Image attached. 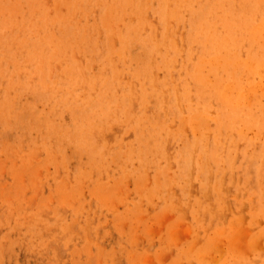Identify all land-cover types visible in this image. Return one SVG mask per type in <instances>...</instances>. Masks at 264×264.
Segmentation results:
<instances>
[{
	"label": "rangeland",
	"instance_id": "1",
	"mask_svg": "<svg viewBox=\"0 0 264 264\" xmlns=\"http://www.w3.org/2000/svg\"><path fill=\"white\" fill-rule=\"evenodd\" d=\"M223 1L0 0V264H264V0Z\"/></svg>",
	"mask_w": 264,
	"mask_h": 264
},
{
	"label": "bare ground",
	"instance_id": "2",
	"mask_svg": "<svg viewBox=\"0 0 264 264\" xmlns=\"http://www.w3.org/2000/svg\"><path fill=\"white\" fill-rule=\"evenodd\" d=\"M38 1H41V0H38ZM38 1L36 0V2H38ZM46 1H47V0H46ZM54 1H55V0H54ZM60 1H61V0H60ZM68 1H69V0H68ZM146 1H147V0H146ZM177 1H178V0H177ZM181 1H183V0H180V2H181ZM224 1H225V0H224ZM224 1H223V2H224ZM230 1H231V0H230ZM230 1H229V2H230ZM234 1H235V0H234ZM31 2H32V1H31ZM71 2H72V1H71ZM123 2H124V1H123ZM156 2H157V0H156ZM159 2H160V0H159ZM159 2H158V3H159ZM203 2H205V1H203ZM227 2H228V1H227ZM231 2H232V1H231ZM55 3H56V2H55ZM153 3H154V2H153ZM153 3L151 2V3H149V4H152V5H153ZM174 3H175V2H174ZM249 3H251V2H249ZM45 4H46V3H45ZM53 4H54V3H53ZM132 4H133V1H132ZM224 4H225V3H224ZM226 4H227V3H226ZM244 4H245V3H244ZM257 4H258V3H257ZM36 5H37V3H36ZM39 5H40V4H39ZM39 5H38V6H39ZM67 5H68V4H67ZM67 5H66V6H67ZM160 5H161V4H160ZM218 5H220V4H218ZM228 5L230 6V3H228ZM231 5H232V4H231ZM234 5H235V4H234ZM258 5H259V4H258ZM112 6L114 7L113 4H112ZM162 6H163V5H162ZM196 6H197V5H196ZM206 6H207V5H206ZM244 6H245V5H244ZM36 7H37V6H35L34 8H36ZM68 7H69V6H67V8H68ZM81 7H83V6H81ZM103 7H104V6H103ZM106 7H107V6H106ZM110 7H111V6H110ZM113 7H112V8H113ZM117 7H118V6H117ZM159 7H160V6H159ZM170 7H171V6H170ZM178 7H179V5H178ZM193 7H195V6H193ZM213 7H214V6H213ZM215 7H216V6H215ZM236 7H237V6H236ZM31 8H32V7H31ZM61 8H62V7H61ZM108 8H109V7H108ZM128 8H129V7H128ZM128 8H127V12H128V10H129ZM132 8H134V7L132 6ZM195 8H196V7H195ZM229 8H230V7H229ZM244 8H245V7H244ZM80 9H82V8H80ZM114 9H115V8H114ZM116 9H118V8H116ZM160 9H161V8H160ZM212 9H213V8H212ZM256 9H257V8H256ZM35 10H36V9H35ZM46 10H47V9H46ZM110 10H111V9H110ZM168 10H169V9H168ZM168 10H167V11H168ZM221 10H222V9H221ZM33 11H34V10H33ZM33 11H32V13H33ZM49 11H50V10H49ZM69 11H70V9H69ZM79 11H81V10H79ZM117 11H118V10H117ZM176 11H177V10H176ZM201 11H202V10H201ZM232 11H233V10H232ZM123 12H124V11H123ZM123 12H122V13H123ZM147 12H148V11H147ZM169 12H170V11H169ZM172 12H173V11H172ZM174 12H175V11H174ZM199 12H200V11H199ZM234 12H235V11H234ZM244 12H245V11H244ZM2 13H3V12H2ZM5 13H6V12H5ZM30 13H31V12H30ZM42 13H43V12H41V14H42ZM158 13H161V12H158ZM170 13H171V12H170ZM196 13H197V12H196ZM240 13H241V12H240ZM11 14H12V13H11ZM115 14H117V13H115ZM115 14H114V16H116ZM126 14H128V13H126ZM199 14H200V13H199ZM201 14H202V13H201ZM13 15H14V14H13ZM123 15H124V14H123ZM123 15H122V16H123ZM172 15H173V14H172ZM176 15H177V14H176ZM185 15H186V14H185ZM214 15H215V14H214ZM231 15H232V14H231ZM253 15H254V14H253ZM14 16H15V15H14ZM37 16H38V15H35L36 19H37ZM52 16L55 17V15H52ZM111 16H112V15H111ZM160 16H161V15H160ZM212 16H213V15H212ZM232 16H233V15H232ZM236 16H237V13H236ZM236 16H235V17H236ZM239 16H241V15L239 14ZM60 17H61V15H60ZM147 17H148V16H147ZM149 17H150V16H149ZM168 17H170V14L168 15ZM201 17H202V15H201ZM217 17H218V15H217ZM235 17H234L233 19H235ZM255 17H256V16H255ZM2 18H3V17H2ZM5 18H6V17H5ZM40 18H41V16L38 18V20H36V21H38V22L40 21L39 24L42 23V21L39 20ZM63 18H64V17H63ZM116 18H117V17H116ZM132 18H133V17H132ZM158 18H159V17H158ZM164 18H165V17H164ZM171 18H172V17H171ZM218 18H219V17H218ZM227 18H228V17H227ZM3 19H4V18H3ZM52 19H53V18H52ZM119 19H120V17H119ZM123 19H125V17H124ZM159 19H160V18H159ZM161 19H162V18H161ZM196 19H197V18H196ZM222 19H224V18H222ZM244 19H247V18H244ZM244 19H243V20H244ZM9 20H10V18H9ZM11 20H12V19H11ZM11 20H10V21H11ZM176 20H177V19H176ZM213 20H214V19H213ZM219 20H221V19H219ZM219 20H218V21H219ZM224 20L227 22L226 19H224ZM238 20H239V19H238ZM247 20H248V19H247ZM120 21H121V20H120ZM174 21H175V20H174ZM205 21H206V20H205ZM207 21H209V20H207ZM218 21H217V22H218ZM221 21H222V20H221ZM229 21H230V20H229ZM240 21H241V19H240ZM196 22H197V21H196ZM215 22H216V21H215ZM222 22H223V21H222ZM10 23H11V22H10ZM32 23H34V22H32ZM111 23H112V22H111ZM136 23H137V21H136ZM138 23H140V22H138ZM194 23H195V22H194ZM197 23H198V22H197ZM201 23H203V22H201ZM224 23H225V22H224ZM227 23L229 24V22H227ZM234 23H235V22H234ZM250 23H251V22H250ZM255 23H256V22H255ZM263 23H264V22H263ZM1 24H2V23H1ZM6 24H7V23H4L5 26H6ZM11 24H13V23H11ZM64 24H65V23H64ZM121 24H122V23H121ZM123 24H124V23H123ZM142 24H143V23H142ZM212 24H213V22H211V25H212ZM238 24H239V23H238ZM253 24H254V22H253ZM37 25H38V23H37ZM37 25H36V26H37ZM50 25H51V24H50ZM60 25H61V24H60ZM65 25H66V24H65ZM109 25H110V24H109ZM111 25H112V24H111ZM137 25H138V24H137ZM162 25H163V24H162ZM185 25H186V24H185ZM187 25H188V24H187ZM259 25H260V24H259ZM7 26H9V25L7 24ZM62 26H63V25H62ZM112 26H113V25H112ZM156 26H157V25H156ZM228 26H229V25H228ZM241 26H243V25H241ZM244 26H245V25H244ZM244 26H243V27H244ZM66 27H67V26H66ZM100 27H101V26H100ZM108 27H111V26H108ZM145 27H146V26H145ZM205 27H206V25H205ZM205 27H204V28H205ZM223 27H224V25H223ZM229 27H230V26H229ZM233 27H234V26H233ZM261 27H262V26H261ZM35 28H37V27H35ZM49 28H50V27H49ZM69 28H70V27H69ZM113 28H114V27H113ZM113 28H112V29H113ZM188 28H189V27H188ZM204 28H203V25H202V29H204ZM259 28H260V27H259ZM79 29H80V28H79ZM37 30H38V28H37ZM68 30H69V29H68ZM83 30H84V29H83ZM133 30H134V29H133ZM194 30H195V29H194ZM212 30H213V29H212ZM217 30H218V28H217ZM234 30H237V29H234ZM263 30H264V28H263ZM106 31H107V30H106ZM197 31H198V30H197ZM229 31H230V30H229ZM231 31H232V30H231ZM238 31L240 32V30H238ZM243 31H244V30H243ZM0 32H1V31H0ZM67 32H68V31H67ZM112 32H113V31H112ZM193 32H194V31H193ZM198 32H199V31H198ZM198 32H195V33H198ZM212 32H213V31H212ZM221 32H222V31H221ZM239 32H237V34H238ZM48 33H49V31H48ZM53 33H54V32H53ZM70 33H71V32H70ZM70 33H69V34H70ZM106 33H107V32H106ZM130 33H132V30L130 31ZM203 33H204V32H203ZM203 33H202V34H203ZM224 33H225V32H224ZM231 33H232V32H231ZM240 33H242V32H240ZM44 34H45V33H44ZM113 34H114V33H113ZM202 34H201V35H202ZM211 34H212V33H211ZM227 34H228V33H226L225 35L227 36ZM63 35H64V34H63ZM65 35H66V34H65ZM77 35H78V34H77ZM80 35L83 36V34H81V33H80ZM114 35H115V34H114ZM127 35H128V34H127ZM132 35H133V34H132ZM189 35H190V34H189ZM194 35H195V34H194ZM196 35H197V34H196ZM205 35H206V34H205ZM208 35H210V34H208ZM208 35H207V36H208ZM212 35H213V34H212ZM221 35H222V34H221ZM221 35H220V36H221ZM231 35H232V34H231ZM263 35H264V32H263ZM1 36H2V35H1ZM3 36H5V35H3ZM11 36H12V35H11ZM45 36H46V34H45ZM50 36H51V35H50ZM61 36H62V35H61ZM84 36H85V35H84ZM121 36H122V35H121ZM124 36H125V35H124ZM207 36H206V37H207ZM241 36H242V35H241ZM6 37H7V36H6ZM6 37H5V38H6ZM52 37H53V34H52ZM52 37H50V38L52 39ZM109 37H110V36H109ZM109 37H108V38H109ZM118 37H119V36H118ZM183 37H184V35H183ZM199 37H200V36H199ZM202 37H203V36H202ZM206 37H205V38H206ZM238 37H239V36H238ZM238 37H237V39H239ZM245 37H247V36H245ZM0 38H1V37H0ZM7 38H8V37H7ZM7 38H6V39H7ZM79 38H80V37H79ZM81 38H82V37H81ZM81 38H80V40H81ZM122 38H124V37L122 36ZM126 38H127V37H126ZM133 38H134V37H133ZM139 38H141V37L139 36ZM196 38H197V37H196ZM213 38H214V37H213ZM227 38H230V37H227ZM231 38H233V36H232ZM2 39H3V38H2ZM11 39H12V38H11ZM44 39H45V38H44ZM55 39H56V38H55ZM115 39L117 40V36H116V35H115ZM115 39H113V43H112V40H111V44H112V46L114 45V42L116 41ZM128 39H129V38H128ZM170 39H171V38H170ZM185 39H186V38H185ZM191 39H193V38H191ZM234 39H235V38H234ZM234 39H233V42H234ZM243 39H244V38H243ZM251 39H252V38H251ZM4 40H5V39H4ZM45 40H46V39H45ZM49 40H50V39H49ZM71 40H72V38H71ZM78 40H79V39H78ZM122 40H123V39H122ZM131 40L133 41V39H131ZM140 40H143V39H140ZM203 40H204V39H203ZM203 40H202V41H203ZM245 40H246V39H245ZM253 40H254V38H253ZM9 41H11V40L9 39ZM109 41H110V39H108V43H109ZM135 41H136V40H135ZM172 41H173V40H172ZM213 41H214V40H213ZM227 41H228V40H227ZM241 41H242V39H241ZM248 41H250V40H248ZM248 41H246V42L248 43ZM0 42L4 44V42H2V41H0ZM31 42H32V41H31ZM119 42H120V41H119ZM133 42H134V41H133ZM133 42H132V43H133ZM140 42H141V41H140ZM176 42H177V39H176ZM200 42H201V41H200ZM205 42H206V41H205ZM216 42H217V41H216ZM236 42H237V40H236ZM250 42H251V41H250ZM53 43H54V42H53ZM82 43H83V42H82ZM130 43H131V42H130ZM142 43H143V42H142ZM195 43H196V42H194V44H195ZM239 43H240V40H239ZM55 44H56V43H54V45H55ZM111 44H110V45H111ZM120 44H121V43H120ZM205 44H206V43H205ZM209 44H210V43H209ZM233 44H234V43H233ZM243 44H244V46H245V43H243ZM257 44H258V42L256 43V46H257ZM1 45H2V44H1ZM1 45H0V46H1ZM9 45H10V44H9ZM9 45H8V46H9ZM29 45H30V44H29ZM49 45H50V44H49ZM122 45H123V43H122ZM135 45H136V44H135ZM165 45H166V44H165ZM170 45H172V42H171ZM213 45H214V44H213ZM240 45H241V44H240ZM240 45H239V46H240ZM258 45H259V44H258ZM112 46H110V48H112ZM132 46H133V45H132ZM172 46H173V45H172ZM203 46H204V45H203ZM205 46H206V45H205ZM214 46H215V45H214ZM220 46H221V45H220ZM248 46H250V45H248ZM252 46H254V44H253ZM256 46H254V47H256ZM2 47H3V46H2ZM4 47H6V46H4ZM4 47L2 48L3 50H4ZM29 47H30V46H29ZM29 47H28V48H29ZM168 47H169V46H168ZM193 47H194V45H193ZM195 47H196V44H195ZM195 47H194V48H195ZM236 47H238V46H236ZM236 47H235V48H236ZM241 47H242V49H243V45H241ZM241 47H240V48H241ZM254 47H253V48H254ZM119 48H120V46H119ZM122 48H123V46H122ZM197 48H198V46H197ZM206 48H207V47H206ZM220 48H223V45H222V47H220ZM233 48H234V47H232V49H233ZM244 48H246V47H244ZM261 48H262V47H261ZM7 49H8V47H7ZM76 49H78V48H76ZM110 50H111V49H110ZM121 50H123V49H121ZM172 50H173V49H172ZM172 50H171V51H172ZM213 50H214V49H213ZM259 50H260V48H259ZM263 50H264V49H263ZM5 51H6V49H5ZM107 51H108V50H107ZM111 51H112V50H111ZM158 51H159V50H158ZM173 51H174V50H173ZM205 51H207V50H205ZM208 51H210V50H208ZM216 51H218V50H216ZM216 51H215V52H216ZM226 51H227V50H226ZM226 51H225V52H226ZM232 51H233V50H232ZM232 51H231V52H232ZM243 51H244V50H242V52H240V51H239V52L243 54ZM247 51H248V50H247ZM250 51H251V50H250ZM256 51H258V50H256ZM3 52H4V51H3ZM122 52H123V51H122ZM202 52H203V51H202ZM212 52H213V51H212ZM218 52H219V51H218ZM227 52H228V51H227ZM227 52H226V53H227ZM237 52H238V51H237ZM245 52H246V51H245ZM263 52H264V51H263ZM263 52H262V53H263ZM112 53H113V51H112ZM112 53H111V54H112ZM185 53H186V52H185ZM232 53H233V52H232ZM256 53H258V52H256ZM2 54H4V53H2ZM196 54H197V53H196ZM196 54H195V55H196ZM204 54H205V53H204ZM211 54H212V53H211ZM222 54H223V53H222ZM224 54H225V53H224ZM253 54H254V53H253ZM186 55H187V54H186ZM195 55H193V56H195ZM235 55H236V54H235ZM260 55H261V52H260ZM260 55H259V56H260ZM196 56H197V55H196ZM210 56H211V55H210ZM240 56H242V55H240ZM255 56H256V55H255ZM113 57H114V56H113ZM203 57H204V56H203ZM206 57H207V56H206ZM212 57H213V56H212ZM244 57H245V56H244ZM249 57H252V55L249 56ZM171 59H172V58H171ZM193 59H194V58H193ZM124 60H125V59H124ZM178 60H179V59H178ZM185 60H186V59H185ZM187 60H188V59H187ZM161 61H162V60H161ZM17 62H18V60H17ZM17 62H16V63H17ZM187 62H188V61H187ZM189 62H190V61H189ZM189 62H188V63H189ZM192 62H193V61H192ZM234 62H235V61H234ZM190 64H191V63H190ZM30 65H31V64H30ZM160 65H161V64H160ZM177 65H178V64H177ZM65 66H66V65H65ZM97 66H98V65H97ZM161 66H162V65H161ZM187 66H188V65H187ZM190 66H191V65H190ZM111 67H112V66H111ZM158 67H159V66H158ZM232 67H233V65H232ZM235 67H237V66H235ZM248 67H249L250 71H255V72L258 71L259 74H261L262 76H264V59H261V60H260L258 63H256V64L248 65ZM52 68H53V67H52ZM215 68H217V67H215ZM13 69H15V68L13 67ZM234 69H236V68H234ZM51 70H52V69H51ZM85 70H86V69H85ZM156 70H157V69H156ZM158 70H159V69H158ZM186 70H187V69H186ZM210 70H211V69H210ZM215 70H216V69H215ZM226 70H227V69H226ZM52 71H53V70H52ZM52 71H51V72H52ZM188 71H189V70H188ZM233 71H234V70H233ZM192 72H193V71H192ZM234 72H235V71H234ZM238 72H239V71H238ZM238 72H237V73H238ZM240 72H241V71H240ZM258 72H257L256 74H258ZM39 73H41V72H39ZM189 73H190V72H189ZM243 73H244V71H243ZM243 73H242V74H243ZM50 74H51V73H50ZM50 74H49V77H50ZM76 74H77V73H76ZM190 74H191V73H190ZM210 74H211V73H210ZM218 74H219V73H218ZM218 74H215L216 77H217L216 79H218V76H219ZM247 74H248V72H247ZM14 75H15V74H14ZM19 75H20V74H19ZM217 75H218V76H217ZM222 75H223V73H222ZM230 75H231V74H230ZM230 75H228V76H230ZM235 75H237V74H235ZM238 75H239V73H238ZM244 75H245V74H244ZM244 75H243V76H244ZM249 75H250V74H248V76H249ZM38 76H39V75H38ZM78 76H79V75H78ZM208 76H209V75H208ZM208 76H207V77H208ZM212 76H213V75H212ZM220 76H221V75H220ZM189 77H190V76H189ZM224 77H225V76H224ZM224 77H222V78H224ZM230 77H231V76H230ZM14 78H15V77H14ZM20 78H21V76H20ZM78 78H79V77H78ZM104 78H105V77H104ZM239 78L242 79L241 77H239ZM257 78H258V77H257ZM43 79L46 80V79H45V76H44ZM43 79H42V80H43ZM50 79H51V78H50ZM225 79H227V78H225ZM244 79H245V78H244ZM12 80H13V77H12ZM17 80H18V79H17ZM39 80H40V79H39ZM77 80H78V79H77ZM89 80H90V78H89ZM245 80H246V79H245ZM245 80H244V81H245ZM250 80H251V79H250ZM259 80H260V79H259ZM259 80H258V81H259ZM14 81H15V79H14ZM184 81H185V80H184ZM238 81H239V79H238ZM255 81H256V80H254V82H255ZM258 81H256L255 84H257ZM12 82H13V81H11V83H12ZM18 82H19V81H18ZM49 82H50V81H49ZM49 82H48V83H49ZM62 82H63V81H62ZM247 82L250 83L249 80H247ZM64 83H65V82H64ZM184 83H185V82H184ZM190 83H191V82H190ZM194 83H195V82H194ZM197 83H198V82H197ZM251 83H252V82H251ZM258 83H260V81H259ZM50 84H51V83H50ZM55 84H56V83H55ZM55 84H54V85H55ZM60 84H61V82H60ZM76 84H77V83H76ZM191 84H192V83H191ZM245 84H246V82H245ZM245 84L243 83L242 85H245ZM42 85H43V84H42ZM56 85H57V84H56ZM185 85H186V84H185ZM198 85H199V84H198ZM208 85H209V84H208ZM259 85L261 86V87H259V89L261 88L260 91H263V92H262V95H263V98H264V81H262V83L259 84ZM140 86H141V85H140ZM193 86H195V85H192V87H193ZM196 86H197V85H196ZM203 86H204V85H203ZM239 86H240V83H239ZM246 86H247V85H246ZM254 86H255V85H254ZM67 87H68V86H67ZM206 87H208V86H206ZM232 87H233V86H232ZM240 87H241V86H240ZM249 87H250V86H249ZM249 87H247V88H249ZM256 87H258V85H256ZM0 88H1V87H0ZM12 88H13V87H12ZM58 88H59V87H58ZM196 88H197V87H196ZM208 88H209V87H208ZM208 88H207V89H208ZM210 88H211V87H210ZM226 88H227V87H226ZM250 88H253V86L251 85ZM254 88H255V87H254ZM10 89H11V88H10ZM15 89H16V88H15ZM42 89H43V88H42ZM178 89H179V88H178ZM224 89H225V88H224ZM255 89H256V90H254V91H257L258 88H255ZM11 90H12V89H11ZM18 90H19V88H18ZM20 90H21V89H20ZM141 90H142V88H141ZM182 90H183V89H182ZM204 90H205V88H203V91H204ZM242 90H243V89H242ZM242 90L239 89V88H238V91H237V92L234 91V89H233V90H228L227 97H228V100H229L231 103H233V106H234V104H235V105H238V104L241 105V104H244L245 102H246L247 104H253V102L256 101V96H257V95H255V94L250 95L249 92H248L246 89H245L246 91H244V90L242 91ZM9 91H10V90H9ZM193 91H194V90H193ZM203 91H202V93H203ZM205 91H206V90H205ZM212 91H213V90H212ZM144 92H145V91H144ZM184 92H185V90H184ZM209 92H210V91H209ZM257 92H259V91H257ZM12 93H13V92H12ZM141 93H142V91H141ZM206 93H207V92H206ZM225 93H226V92H225ZM9 94H10V93H9ZM17 94H18V92L16 93V95H17ZM79 94H80V93H79ZM79 94H78V95H79ZM122 94H123V93H122ZM184 94H186V93H184ZM10 95H11V94H10ZM16 95H15V94L13 95V96L15 97V100H14V101H16ZM78 95H77V96H78ZM142 95H143V94H142ZM8 96H9V95H8ZM13 96H12V97H13ZM143 96H144V95H143ZM205 96L208 97V93H207V95L205 94ZM10 97H11V96H10ZM171 97H173V96H171ZM216 97H217V96H216ZM85 98H86V96H85ZM87 98H88V97H87ZM141 98H142V97H141ZM13 99H14V98H13ZM13 99H12V101H13ZM28 99H29V98H28ZM185 99H186V98H185ZM211 99H212V98H211ZM143 100H144V98H143ZM203 100H204V99H203ZM213 100H215V99H213ZM261 100H262V99H261ZM216 101H217V100H216ZM10 102H11V101L9 100V103H10ZM144 102H145V101H144ZM204 102H205V101H204ZM15 103H16V102H15ZM181 103H182V102H181ZM186 103H187V101H186ZM186 103H185V105H186ZM211 103H212V100H211ZM69 104H70V103H69ZM201 104H202V103H201ZM212 104H213V103H212ZM217 104H218V103H217ZM70 105H71V104H70ZM207 105H208V103H207ZM218 105H219V104H218ZM9 106H10V105H9ZM75 106H76V105H75ZM75 106H72V107H75ZM208 106H209V105H208ZM219 106H220V105H219ZM224 106L226 107V105H224ZM245 106H246V105H245ZM15 107H16V105H15ZM67 107H69V106H67ZM111 107H112V106H111ZM198 107H199V106H198ZM220 107H221V106H220ZM239 107H240V106H239ZM11 108H12V107H11ZM148 108H149V107H148ZM185 108H186V107H185ZM187 108H188V107H187ZM252 108H253V107H252ZM182 109H183V108H182ZM203 109H204V108H203ZM243 109H244V108H243ZM199 110H200V109H199ZM252 110H253V109H252ZM21 111H22V110H21ZM186 111H187V110H186ZM195 111H196V110H195ZM213 111H214V110H213ZM218 111H219V109H218ZM230 111H231V110H230ZM239 111H240V110H239ZM242 111H243V110H242ZM253 111H254V110H253ZM256 111H257V110H256ZM259 111H260V110H259ZM183 112H184V111H183ZM205 112H206V110H205ZM211 112H212V111H211ZM220 112H221V111H220ZM223 112H224V109H223ZM231 112H232V111H231ZM251 112H252V111H250V113H251ZM261 112H262V110H261ZM197 113H198V112H197ZM206 113H207V112H206ZM232 113H233V112H232ZM232 113H231V114H232ZM252 113H253V112H252ZM256 113H258V112H256ZM198 114H199V113H198ZM207 114H208V113H207ZM221 114H222V113H221ZM226 114H227V113H226ZM234 114H235V113H234ZM239 114H240V112H239ZM245 114H246V113H245ZM6 115H7V114H6ZM176 115H177V114H176ZM179 115H180V114H179ZM181 115H183V114H181ZM190 115H191V114H190ZM232 115H233V114H232ZM8 116H9V115H8ZM187 117H188V116H187ZM187 117H184V118H187ZM215 117H216V116H215ZM222 117H223V115H222ZM229 117H230V116H229ZM234 117H235V115H234ZM236 117H237V116H236ZM252 117H253V116H252ZM259 117H260V116H259ZM237 118H239V117H237ZM240 118H241V117H240ZM242 118H243V117H242ZM160 119H161V118H160ZM249 119H250V118H249ZM225 120H226V119H225ZM244 120H245V119H244ZM253 120H255V119H253ZM258 120H260V119H257V121H258ZM232 121H235V119H232ZM242 121H243V119H242ZM245 121H246V120H245ZM247 121H248V120H247ZM249 122H252V121L250 120ZM263 122H264V121H263ZM206 123H207V122H206ZM209 123H210V122H209ZM238 123H239V122H238ZM238 123L236 124V126L238 125ZM240 123H241V122H240ZM243 123H244V122H243ZM187 124H188V123H187ZM187 124L184 123V125H187ZM207 124H208V123H207ZM210 124L212 125L213 122L210 123ZM226 124H228V123H226ZM228 125H230V124H228ZM244 125H245V124H244ZM205 126H206V125H205ZM221 126H222V125H221ZM223 126H224V125H223ZM233 126H234V125H233ZM206 127H207V126H206ZM182 128H184V127H182ZM182 128H181V130H182ZM256 128H257V127H256ZM186 129H187V128H185L184 130H186ZM203 129H204V128H203ZM214 129H215V128H214ZM218 129H219V127H218ZM258 129H259V128H258ZM184 130H183V131H184ZM205 130H206V128H205ZM205 130H204V131H205ZM210 130H211V129H210ZM255 130H256V129H255ZM155 131H156V130H155ZM258 131H259V130H258ZM150 132H151V131H150ZM184 132H185V131H184ZM184 132H183V133H184ZM248 132H250V131H248ZM202 133H203V132H202ZM246 133H247V132H246ZM253 133H254V132H253ZM259 133H260V132H259ZM261 133H262V132H261ZM197 134H198V132H197ZM197 134H195V135H197ZM209 134H210V133H209ZM232 134H233V133H232ZM241 134H242V133H241ZM202 135H203V134H202ZM234 135H235V134H234ZM237 135H238V134H237ZM237 135H236V136H237ZM242 135H243V134H242ZM245 135H246V134H245ZM261 135H262V134H261ZM149 136H150V135H149ZM193 136H194V135H193ZM248 136H249V135H248ZM109 137H110V136H109ZM124 137H125V136H124ZM195 137H196V136H195ZM200 137H201V136H200ZM239 137H240V136H238V138H239ZM241 138H242V137H241ZM244 138H245V136H244ZM252 138H253V137H252ZM252 138H251V139H252ZM258 138H259V137H258ZM221 139H222V137H221ZM248 139H249V138H248ZM254 139H255V138H254ZM259 139H261V136H260ZM189 140H190V139H189ZM192 140H193V139H192ZM211 140L214 141L213 139H211ZM215 140H216V138H215ZM217 140H218V139H217ZM261 140H262V139H261ZM191 142H192V141H191ZM209 142H211V141H209ZM218 142H219V141H218ZM263 143H264V142H263ZM209 144H210V143H209ZM214 144H215V142H214ZM217 144H218V143H217ZM246 144H247V142H246ZM261 144H262V143H261ZM84 145H86V143H85ZM210 145H212V144H210ZM215 146H216V145H215ZM242 146H244V145L242 144ZM256 146H257V145H256ZM60 147H61V146H60ZM209 147H210V146H209ZM210 148H211V147H210ZM214 148H215V147H214ZM246 148H247V147H246ZM250 148H251V147H250ZM74 149H75V148H74ZM196 149H197V148H196ZM211 149H212V148H211ZM243 149H245V147H244ZM208 151H209V150H208ZM245 151H246V150H244V152H245ZM200 152H201V151H200ZM228 152H230V151H228ZM242 152H243V151H242ZM60 153H61V152H60ZM83 153H84V152H83ZM236 153H237V152H236ZM213 154H214V153H213ZM227 154H228V153H227ZM77 155H78V154H77ZM49 156H50V155H49ZM81 156H82V155H81ZM212 156H213V155H212ZM226 156H228V155H226ZM230 156H231V155H230ZM237 156H238V155H237ZM244 156H245V155H244ZM199 157H200V156H199ZM57 158H58V157H57ZM76 158H77V157H76ZM215 158H216V157H215ZM178 159H179V158H178ZM218 159H220V158H218ZM235 159H236V158H235ZM217 161H218V160H217ZM120 162H121V161H120ZM196 162H197V161H196ZM196 162H195V163H196ZM198 163H199V162H198ZM211 163H212V162H211ZM214 163H215V162H214ZM184 165H185V168H188L189 163H187V157L185 158V164H184ZM197 165H198V164H197ZM77 166H78V165H77ZM235 166H236V165H235ZM261 166H262V165H261ZM200 169H201V168H200ZM262 169H263V168H262ZM158 170H159V169H158ZM212 170H213V169H212ZM263 170H264V169H263ZM92 171H93V170H92ZM213 171H214V170H213ZM13 172H14V170H13ZM13 172H12V173H13ZM215 172H216V171H215ZM261 173H262V175H264V174H263V173H264L263 171H262ZM14 174H15V173H14ZM224 176H225V175H224ZM232 177H233V176H232ZM223 178H224V177H223ZM233 178H234V177H233ZM242 183H243V182H242ZM257 184H258V183H257ZM261 185H262V184H261ZM259 186H260V185H259ZM257 187H258V186H257ZM261 187H262V186H260V188H259L260 191H261ZM220 190H223V189H220ZM224 190H225V189H224ZM224 190H223V192H224ZM228 190H229V189H228ZM158 191H159V190H158ZM217 191H218V193H219V190H217ZM109 193H110V192H109ZM218 195H219V199L222 201L221 203H224L225 200L221 197V194H218ZM71 196H72V195H71ZM220 197H221V198H220ZM216 198H217V197H216ZM259 199H260V198H259ZM261 201H262V200H261ZM112 203H113V202H112ZM224 204H226V203H224ZM224 204L221 205V206H223V209L225 208V207H224ZM227 204H228V203H227ZM150 209H151V208H150ZM262 209H263V208H262ZM260 210H261V208H260ZM251 211H252V210H251ZM251 211H250V213H251ZM215 212H216V211H215ZM228 212H229V211H228ZM241 212H242V211H241ZM260 212H261V211H260ZM262 212H263V211H262ZM255 213H257V212H254V213H253L254 215L252 214L253 218L255 217ZM259 214H260V213H259ZM197 217H198V216H197ZM253 218H252V219H253ZM185 219H186V218H185ZM187 219H188V218H187ZM258 219H259V218H258ZM253 220H254V219H253ZM153 222H154V221H153ZM230 223H231V225L233 224V222H230ZM234 223H238V222L236 221V222H234ZM219 225H220V224H219ZM228 226H229V224H228ZM235 226H236V225H235ZM227 228L229 229V227H227ZM228 229H223V230L221 231V234L218 233V236L220 235V236H224V237H225V235H227L228 231L230 230V229H229V230H228ZM173 230H174V229H173ZM173 230H172V231H173ZM176 230H177V229H176ZM149 231H150V230H149ZM231 231H233L232 233H235V231H237V226H236L235 230H231ZM231 231H229V232H231ZM171 233H172V232H171ZM173 233H175V230L173 231ZM239 233H240V232H239ZM240 234H241V233H240ZM233 235H234V234H233ZM241 235H242V234H241ZM211 236L213 237L212 234H211ZM234 236H235V235H234ZM237 236H239V238L235 236L236 238L234 239L233 236L228 235V237H230V238L232 237L235 241H236L237 238H238V239H237L238 242L241 241L243 237L240 238L241 236H240L239 234H238ZM250 237H251V238H254L253 236H250ZM173 238H175V236H174ZM177 238H178V237H177ZM198 238H199V237H198ZM219 238H220V237H219ZM225 238H226V237H225ZM251 238H249V240H248V241H249V244H250L251 241H252ZM210 239H211V241L213 240L212 238H210ZM214 239H215V238H214ZM233 239H230V240L233 241ZM239 239H240V240H239ZM225 240H226V239H225ZM250 240H251V241H250ZM227 241H229L228 238H227ZM237 241H236V242H237ZM212 242H213V241H212ZM212 242H211V244H212ZM194 243H195V242H194ZM213 243H214V245L216 246V244H215V243H216V239H215V242H213ZM226 243L230 244L231 241L226 242ZM233 243H234V242H233ZM153 244H154V243H153ZM251 244H252V243H251ZM230 245H231V244H230ZM230 245H229V247H230ZM235 245H236V244H235ZM252 245H253V244H252ZM60 246H61V245H60ZM60 246H59V247H60ZM138 246H139V245H138ZM212 247L214 248V246H212ZM212 247H211V248H212ZM232 247L234 248L235 246L232 245ZM232 247H231V248H232ZM136 248H137V247H136ZM189 248H190V247H189ZM207 248H208V247H207ZM209 248H210V247H209ZM145 249H146V248H145ZM191 249H192V251L194 250L193 248H191ZM201 249H202V248H201ZM235 249H236V248H235ZM169 250H170V249H169ZM189 250H190V249H189ZM207 250H208V249H207ZM187 251H188V250H187ZM239 251H240V250H239ZM194 252H196V251H194ZM204 252H205V250L203 251V250H199V249H198V252L196 253V256H195V257H197V259H198L201 263H204V259H205V258H204V255L206 254V253L204 254ZM63 253H64V252H63ZM156 253H157V252H156ZM238 254H239V253H238ZM240 254H241V253H240ZM60 255H61V254H60ZM135 256H136V255H134V257H135ZM149 260H150V259H149ZM198 260H197V261H198ZM255 260H256V259H255ZM178 261H179V260H178ZM190 261H191V260H190ZM175 264H176V263H175ZM253 264H254V263H253Z\"/></svg>",
	"mask_w": 264,
	"mask_h": 264
}]
</instances>
